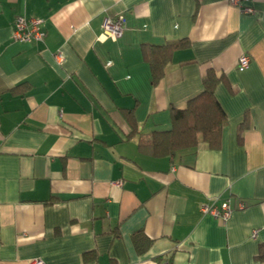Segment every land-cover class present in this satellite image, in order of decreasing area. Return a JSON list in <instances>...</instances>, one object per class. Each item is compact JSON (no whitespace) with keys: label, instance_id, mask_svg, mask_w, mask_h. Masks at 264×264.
<instances>
[{"label":"crops","instance_id":"0c3cea01","mask_svg":"<svg viewBox=\"0 0 264 264\" xmlns=\"http://www.w3.org/2000/svg\"><path fill=\"white\" fill-rule=\"evenodd\" d=\"M242 5L253 12L229 0H0V264H264V0ZM117 14L122 35L96 40ZM21 15L42 20L41 42L12 39ZM171 41L187 46L152 84L142 46ZM208 69L222 76L218 146L141 151ZM226 199L225 221L200 211Z\"/></svg>","mask_w":264,"mask_h":264},{"label":"trees","instance_id":"16d2710c","mask_svg":"<svg viewBox=\"0 0 264 264\" xmlns=\"http://www.w3.org/2000/svg\"><path fill=\"white\" fill-rule=\"evenodd\" d=\"M186 46V41L142 46V55L149 65L152 84L161 78L172 52ZM221 79V75L208 69L201 79V92L189 99L183 107L170 108V128L153 131L146 138L140 139L139 149L153 157H166L178 150L193 148L200 140L212 148L217 147L221 129L226 123V115L214 95V88ZM255 258L264 262V243L259 244Z\"/></svg>","mask_w":264,"mask_h":264},{"label":"built area","instance_id":"2783aa9c","mask_svg":"<svg viewBox=\"0 0 264 264\" xmlns=\"http://www.w3.org/2000/svg\"><path fill=\"white\" fill-rule=\"evenodd\" d=\"M231 4L237 6L243 13H252L253 8L250 6L242 5L243 2L250 0H229ZM125 19L123 14H117L112 17L103 18L99 33L96 36L98 41H116L123 33ZM11 37L15 41L24 43H36L41 42L44 37V30L42 28V20L36 17L18 16L14 19L11 26ZM54 60L57 64H61L64 61L62 52L57 51L54 54ZM249 57L246 54L240 55L237 62V69L242 71L249 65ZM119 184V183H118ZM243 203H239L238 207L243 208ZM232 208L229 204V200L226 199L220 202L218 205L213 203H205L200 206V211L204 214H210L213 217L220 218L225 221L231 215ZM255 235V231H252L251 236ZM29 264H44L41 259L35 258L30 261ZM162 264H166L163 262Z\"/></svg>","mask_w":264,"mask_h":264}]
</instances>
